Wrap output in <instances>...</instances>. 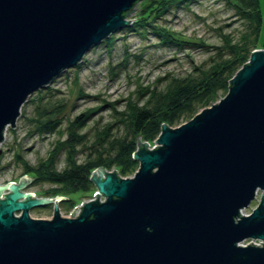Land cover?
I'll use <instances>...</instances> for the list:
<instances>
[{
    "label": "water",
    "instance_id": "95a60500",
    "mask_svg": "<svg viewBox=\"0 0 264 264\" xmlns=\"http://www.w3.org/2000/svg\"><path fill=\"white\" fill-rule=\"evenodd\" d=\"M136 1L0 0V141L27 96L127 24ZM160 125L153 148L136 136L131 175L95 167L96 192L68 216L56 206L68 196L22 190L32 177L0 185V264H264V48L217 101ZM53 201L50 218L29 215Z\"/></svg>",
    "mask_w": 264,
    "mask_h": 264
},
{
    "label": "trees",
    "instance_id": "16d2710c",
    "mask_svg": "<svg viewBox=\"0 0 264 264\" xmlns=\"http://www.w3.org/2000/svg\"><path fill=\"white\" fill-rule=\"evenodd\" d=\"M188 1H136L134 4L138 2V9L131 21L119 29L141 36L151 34L160 45L175 48L189 44L204 46L209 51L206 60L192 64L184 74L167 73L151 84L137 85L119 105L116 101H104L99 106L85 108L68 120L65 137L57 139L46 156L34 164L16 153L15 160L21 164L20 173L32 177L30 185L48 184L41 189L43 196H68L61 198L59 203L69 210L79 203L81 196H90L95 191L89 179L95 167L115 169L119 176L131 175L138 166V161L132 157L137 135L150 143L160 132L161 123L176 126L216 101L227 91L229 79L246 62L251 50L264 48L263 18L258 0H219L241 19L243 28L236 36L230 31L219 32L220 42L212 44L184 36L159 22L170 9L186 5ZM113 39V36H107L104 42L110 44ZM42 97L38 89L35 115L28 119L34 132L45 134L53 132L61 123L58 113L63 104L62 99L43 101ZM103 108L110 111V119L101 125L93 123L89 131L85 127L91 115ZM87 143L92 148L78 160V146ZM61 153L63 160L59 166ZM2 158L0 151V169Z\"/></svg>",
    "mask_w": 264,
    "mask_h": 264
},
{
    "label": "rangeland",
    "instance_id": "374dc122",
    "mask_svg": "<svg viewBox=\"0 0 264 264\" xmlns=\"http://www.w3.org/2000/svg\"><path fill=\"white\" fill-rule=\"evenodd\" d=\"M137 3L131 8L133 9L131 13L126 15L127 20L131 21L137 11ZM258 3L264 32V0H258ZM159 22L184 36L197 41L201 39L207 44L219 43V32L230 31L236 36L243 28L241 19H238L232 9L219 0H189L186 5L170 9ZM108 36L114 38L110 44L104 42L106 36L84 53L79 66L75 64L64 69L49 81L47 86L39 88L43 101L62 99L63 106L58 113L62 121L53 132L45 134L34 132L33 125L28 119L35 115L38 89L31 92L22 103L14 126H5L0 141V151L3 152L0 185L14 180L17 182L22 175H25L20 173L21 164L15 160L16 153L21 154L29 163H36L39 158L46 156L57 139L65 137L68 120L85 108L99 106L104 101H116L119 105L137 85L151 84L157 77L167 73L184 74L191 69L192 64L206 60L209 54L204 46L196 44L184 45L181 48L160 45L151 34L141 36L133 31L118 29ZM109 119L108 109H97L85 128L91 131L90 126L93 123L101 125ZM155 138L150 142L151 145ZM91 148L92 145L88 143L79 145L77 159L82 160ZM59 158L58 165L61 166L62 153ZM30 180L22 190L33 193L36 197H44L41 189L48 184L30 185ZM91 197L92 194L81 196L79 203L74 206H79ZM256 204L257 200H253L245 208V212H250ZM54 205L53 201L31 207L29 215L34 218H50ZM56 206L62 216H68L69 211L74 207L68 210L59 201H56Z\"/></svg>",
    "mask_w": 264,
    "mask_h": 264
},
{
    "label": "built area",
    "instance_id": "2783aa9c",
    "mask_svg": "<svg viewBox=\"0 0 264 264\" xmlns=\"http://www.w3.org/2000/svg\"><path fill=\"white\" fill-rule=\"evenodd\" d=\"M155 145H156V143H155L154 141H153V144H152V145L148 142V147H149V148H153ZM95 192H96V191H94V192L92 193V195H93ZM261 193H262V191L259 190V189H257V190L255 191V196H254V198L251 200L250 203H252L253 200H254V201H256V200L258 201L259 198H260ZM92 197H93V196H92ZM92 197H91V198H92ZM100 199H102V197H101ZM250 203H249V205H250ZM246 207H247V206H246ZM246 207H242V208H240V209H239V214H244V215H245V214H248L249 212H245V208H246ZM262 242H263V240L260 239V238H245V239L239 241L238 243H239L240 245H246V244H249V243H253V244H255V245H261Z\"/></svg>",
    "mask_w": 264,
    "mask_h": 264
},
{
    "label": "bare ground",
    "instance_id": "6f19581e",
    "mask_svg": "<svg viewBox=\"0 0 264 264\" xmlns=\"http://www.w3.org/2000/svg\"><path fill=\"white\" fill-rule=\"evenodd\" d=\"M121 176V175H120Z\"/></svg>",
    "mask_w": 264,
    "mask_h": 264
}]
</instances>
